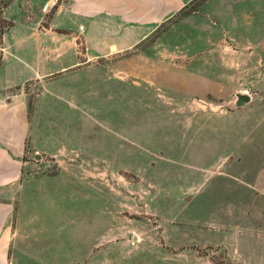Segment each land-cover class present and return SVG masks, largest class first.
<instances>
[{"label":"rangeland","instance_id":"obj_1","mask_svg":"<svg viewBox=\"0 0 264 264\" xmlns=\"http://www.w3.org/2000/svg\"><path fill=\"white\" fill-rule=\"evenodd\" d=\"M263 5L193 0L141 44L94 65L80 63L77 45L80 65L49 78L52 106L33 122L30 104L24 138L5 143L23 177L63 190L51 215L56 231H70L69 264L124 263L117 245L158 241L156 230H188L192 213L205 214L190 191L213 182L224 123L264 116V62L248 42ZM44 83L23 88L31 103ZM237 94L250 102L237 106ZM211 254L226 264L222 251Z\"/></svg>","mask_w":264,"mask_h":264},{"label":"crops","instance_id":"obj_2","mask_svg":"<svg viewBox=\"0 0 264 264\" xmlns=\"http://www.w3.org/2000/svg\"><path fill=\"white\" fill-rule=\"evenodd\" d=\"M191 1L0 0V264L70 260V231H56L51 215L54 197L63 190H54L49 178L23 177L25 166L13 160L6 144L24 138L29 105L34 122L37 108L52 106L50 77L129 51ZM257 11L260 21L248 42L264 62V5ZM2 23L7 25L1 30ZM37 81L45 85L31 103L23 88ZM236 121L223 125L221 148L213 154V182L205 191L191 188L193 200L206 202L200 212L205 214L192 213L188 230H156L158 241L117 245L125 247L120 264H215L213 250L223 252L226 264H264V116ZM9 125L15 127L8 135Z\"/></svg>","mask_w":264,"mask_h":264},{"label":"water","instance_id":"obj_3","mask_svg":"<svg viewBox=\"0 0 264 264\" xmlns=\"http://www.w3.org/2000/svg\"><path fill=\"white\" fill-rule=\"evenodd\" d=\"M236 98H237L236 101L237 106H243L250 102V97L247 94H237Z\"/></svg>","mask_w":264,"mask_h":264},{"label":"built area","instance_id":"obj_4","mask_svg":"<svg viewBox=\"0 0 264 264\" xmlns=\"http://www.w3.org/2000/svg\"><path fill=\"white\" fill-rule=\"evenodd\" d=\"M49 1H51L53 4H61V3L67 2L69 0H49Z\"/></svg>","mask_w":264,"mask_h":264},{"label":"trees","instance_id":"obj_5","mask_svg":"<svg viewBox=\"0 0 264 264\" xmlns=\"http://www.w3.org/2000/svg\"><path fill=\"white\" fill-rule=\"evenodd\" d=\"M1 30H2V28H1Z\"/></svg>","mask_w":264,"mask_h":264}]
</instances>
